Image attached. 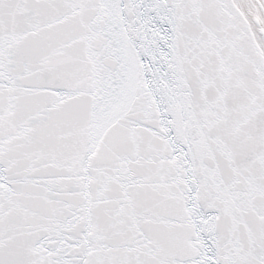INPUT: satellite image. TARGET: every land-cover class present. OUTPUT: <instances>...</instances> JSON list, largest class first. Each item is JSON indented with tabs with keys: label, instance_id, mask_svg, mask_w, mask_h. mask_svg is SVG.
<instances>
[{
	"label": "snow or ice",
	"instance_id": "obj_1",
	"mask_svg": "<svg viewBox=\"0 0 264 264\" xmlns=\"http://www.w3.org/2000/svg\"><path fill=\"white\" fill-rule=\"evenodd\" d=\"M0 264H264V0H0Z\"/></svg>",
	"mask_w": 264,
	"mask_h": 264
}]
</instances>
